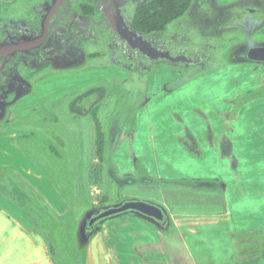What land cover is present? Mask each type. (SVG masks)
Masks as SVG:
<instances>
[{
  "label": "crops",
  "instance_id": "crops-1",
  "mask_svg": "<svg viewBox=\"0 0 264 264\" xmlns=\"http://www.w3.org/2000/svg\"><path fill=\"white\" fill-rule=\"evenodd\" d=\"M255 67L252 85L237 89L223 85L227 70L214 78L202 68L156 67L142 75L117 65L43 73L0 125V264H243L236 244L264 232L256 222H264V97L236 102L264 87ZM114 90L141 98L131 122L122 110L110 117L125 126L109 128L106 138L117 194L107 207L154 204L167 215V230L131 214L114 216L97 227L84 260L77 253L63 260L58 245L54 254L36 230L16 188L8 189L17 181L46 212H70L47 167L22 146L17 124L67 101L76 118L98 110L106 119Z\"/></svg>",
  "mask_w": 264,
  "mask_h": 264
},
{
  "label": "rangeland",
  "instance_id": "rangeland-1",
  "mask_svg": "<svg viewBox=\"0 0 264 264\" xmlns=\"http://www.w3.org/2000/svg\"><path fill=\"white\" fill-rule=\"evenodd\" d=\"M111 1L119 3L126 23L132 27L138 19L140 8L150 0ZM52 2L0 0V42L5 41L9 34L21 35L24 28L40 33L43 12L36 10L46 9ZM86 4H89L86 0H65L52 23V29L58 28L61 34L54 31L51 33L45 47L48 50L46 53H36L34 59L18 55L10 60L0 83V125L5 122L10 105L25 94L45 72L117 65L133 74L142 75L156 67L194 72L202 68V76L212 77L219 70H227L230 79L223 85L228 84L237 89L252 85L253 79L250 76L255 65L258 67H255L258 69L256 77L261 75V81L264 82V64L251 62L247 58L250 49L264 47V0H189V8L183 15L163 30L143 35L159 50L169 51L174 57L185 56L192 64L147 60L139 52L131 50L126 43L120 42L101 11L96 9L91 17L83 14L81 7ZM100 5L105 4L101 2ZM72 13L86 27L71 23ZM76 29L80 33L78 38ZM70 38L74 39V43L67 45ZM262 82L259 81V84ZM259 84L256 82V85ZM117 92L114 90L112 95L116 93V98L107 102L108 107L104 110L108 115L106 119H103L104 113L98 110L89 118H76L74 113L77 111L72 101H67L58 107L37 111L17 124L22 146L34 160L47 167L46 173L59 186L64 200L70 206V212L60 218L48 210L46 212L38 200L33 199L34 196L28 197L22 192L17 181H12L8 189L14 187L17 194L28 197L24 198V204L36 230L52 246L54 254V246L58 245V254L63 260L74 259L75 253L79 255L78 259L84 260L86 246L81 243L84 240L81 234L90 232L87 218L94 209L106 208L117 195L110 157L96 153L100 151L99 143H106L109 128L112 131L116 126H122L123 120L118 118L122 121L121 125L112 124L110 117L118 115L122 110L131 122L138 104H135V99L138 97L140 101L141 98L133 92ZM260 97H264V87L236 102L239 105ZM119 102L124 103L121 107H125L120 108ZM93 167H98L100 173H91ZM118 191L123 193L121 189ZM256 222L261 225L264 223ZM98 225L99 228L101 224ZM81 227L84 228L82 231ZM162 228H167V223ZM71 245L77 247L79 252H72ZM236 245L243 264H264V232L242 237Z\"/></svg>",
  "mask_w": 264,
  "mask_h": 264
},
{
  "label": "water",
  "instance_id": "water-1",
  "mask_svg": "<svg viewBox=\"0 0 264 264\" xmlns=\"http://www.w3.org/2000/svg\"><path fill=\"white\" fill-rule=\"evenodd\" d=\"M63 3L64 0H54L51 8L42 21V32L39 36L35 38L24 36L17 42L0 43V58L2 59V62L0 64V81L1 74L6 68V65L9 63L10 59L14 58L18 53H29L30 51L38 50L45 44L48 39L50 21L52 17L57 13V11L61 8ZM103 13H105L112 31L118 36L119 40L121 42H125L131 50L138 51L147 60H166L173 64L192 63V61L185 56L174 57L169 51H161L158 48L154 47L142 35L133 31V29L126 23L119 8H117L116 12L112 14L108 13L105 10H103ZM25 43L28 44V46H26ZM247 58L249 61L254 63H264V47H256L250 49L248 51ZM91 213L92 214L87 218L88 226L89 228H91L90 232H83V234H81V237H84V240L81 243L85 246L88 244L90 238L98 229L97 224L101 220L123 214H131L140 217L141 219L147 221L154 227H157L164 232L167 230L162 228V225L168 222V217L163 209L147 202L128 201L119 205H114L112 207L94 209ZM85 223L83 221L84 225ZM83 229L84 228L81 227L80 231H82Z\"/></svg>",
  "mask_w": 264,
  "mask_h": 264
},
{
  "label": "trees",
  "instance_id": "trees-1",
  "mask_svg": "<svg viewBox=\"0 0 264 264\" xmlns=\"http://www.w3.org/2000/svg\"><path fill=\"white\" fill-rule=\"evenodd\" d=\"M86 1H88L89 4L83 5L81 9H82V13L89 17H91L93 13H95L96 9L98 11H101V9L109 5V3L110 5L117 3V1H111V0H108V2L106 0H86ZM101 2L102 3L104 2L105 5L104 6L100 5ZM188 8H189V0H150L147 5L142 6L140 8L138 19L135 20L134 24H132V29L136 33L142 36L161 31L170 22L183 15ZM105 147H106V143L105 144L99 143L98 149H100V151H98L96 154L105 156ZM96 171L98 172L97 174H99L101 170L98 167L97 169L96 167H93L91 169V173H94ZM17 195L20 204L25 206L24 198L27 196H25L24 194L20 196V193ZM106 220H102L101 223L105 222Z\"/></svg>",
  "mask_w": 264,
  "mask_h": 264
},
{
  "label": "flooded vegetation",
  "instance_id": "flooded-vegetation-1",
  "mask_svg": "<svg viewBox=\"0 0 264 264\" xmlns=\"http://www.w3.org/2000/svg\"><path fill=\"white\" fill-rule=\"evenodd\" d=\"M107 2H108V0H106ZM53 2H54V0H53ZM53 2H52V4H53ZM64 3H65V0H64ZM64 3L62 4V6H61V8L63 7V5H64ZM52 4L50 5V7H48V8H46V9H43V8H41V9H37L36 11L37 12H43V17H42V21H43V19L45 18V16H46V14L48 13V11H49V9L51 8V6H52ZM60 8V9H61ZM117 8H119L120 9V5H119V3L117 2V3H114V4H111L110 5V3H109V5H107L106 7H104V8H102L101 9V13H103V10H105V11H107L108 13H110V14H112V13H115L116 12V10H117ZM60 9L57 11V13L60 11ZM43 10V11H42ZM121 10V9H120ZM122 12V11H121ZM57 13L52 17V19H51V21H50V24H49V34H48V39H47V41L45 42V44L41 47V48H39L38 50H34V51H30L29 53H18L17 55H15V57L16 56H18V55H20V56H23V57H26L27 59H34L35 58V56H36V53H46L48 50H46L45 49V47H46V45L48 44V42H49V39H50V35H51V33L54 31V33H59V34H61L60 32H59V30H58V28H54V29H52V23H53V21H54V19H56V17H57ZM104 15H105V13H103ZM123 16V15H122ZM105 17H106V15H105ZM70 18H71V23H73L74 25H76V26H78V25H80L81 27H86V25H82V23L80 24V22H79V20H78V17L76 16V15H73V13L70 15ZM106 19H107V17H106ZM42 21H41V24H42ZM107 21H108V19H107ZM108 23H109V21H108ZM41 24H40V33H35L32 29H28V28H24L23 29V32H22V34L21 35H18V36H16V35H12V34H9V36L6 38V40L5 41H3V42H9V43H12V42H17V41H19L22 37H30V38H35V37H37V36H39L40 34H41V32H42V27H41ZM89 23H87V25H88ZM110 25V24H109ZM111 27V26H110ZM112 29V28H111ZM72 31H73V29H72ZM75 34H76V37L78 38L79 36H80V33H79V30L78 29H76V31H75ZM0 43H2V42H0ZM26 43H28V42H26ZM25 43V45L26 46H28V44H26ZM74 43V39L72 40V38H70L68 41H67V45H71V44H73ZM14 57V58H15ZM11 60V59H10ZM10 60H9V62H10ZM0 61L2 62V59L0 58ZM1 64V63H0ZM9 64V63H8ZM8 64L6 65V67L8 66ZM28 64H29V62H28ZM31 66V65H30ZM6 71V68L4 69V71L2 72V74H1V81H0V83L2 82V80L4 79V77H3V73ZM3 77V78H2Z\"/></svg>",
  "mask_w": 264,
  "mask_h": 264
},
{
  "label": "bare ground",
  "instance_id": "bare-ground-1",
  "mask_svg": "<svg viewBox=\"0 0 264 264\" xmlns=\"http://www.w3.org/2000/svg\"><path fill=\"white\" fill-rule=\"evenodd\" d=\"M24 15H25V13H24ZM26 17H28V16H26Z\"/></svg>",
  "mask_w": 264,
  "mask_h": 264
}]
</instances>
